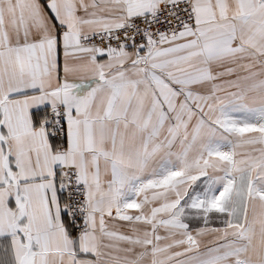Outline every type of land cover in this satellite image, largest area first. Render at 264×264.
Wrapping results in <instances>:
<instances>
[{
  "label": "snow or ice",
  "instance_id": "1",
  "mask_svg": "<svg viewBox=\"0 0 264 264\" xmlns=\"http://www.w3.org/2000/svg\"><path fill=\"white\" fill-rule=\"evenodd\" d=\"M251 54L264 0H0V264H253Z\"/></svg>",
  "mask_w": 264,
  "mask_h": 264
},
{
  "label": "crops",
  "instance_id": "2",
  "mask_svg": "<svg viewBox=\"0 0 264 264\" xmlns=\"http://www.w3.org/2000/svg\"><path fill=\"white\" fill-rule=\"evenodd\" d=\"M247 64V71L256 80H264V58H258L254 54L249 55L244 61ZM251 81L249 82V87L244 91L235 90L238 92V96L235 99L236 106H245L249 111L236 112L237 116H246L249 119L254 118L253 109L257 108L261 104H264V92L257 90L251 86ZM232 91V89H230ZM220 133L213 131L211 127L204 130L205 141L208 139H219ZM225 147L227 144L225 143ZM249 220H254L257 216H264V205H261L259 201H253L252 205L249 206L248 210ZM218 233H212L209 236L203 238L202 243L204 245L209 244ZM226 251V249H222ZM247 256L251 258L253 264L256 261L264 258V227L257 224L254 232L250 233V243L247 248ZM227 264V261L224 262Z\"/></svg>",
  "mask_w": 264,
  "mask_h": 264
}]
</instances>
